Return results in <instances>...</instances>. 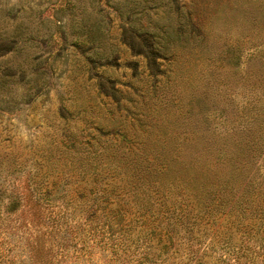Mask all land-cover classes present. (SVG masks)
<instances>
[{"label":"rangeland","instance_id":"obj_1","mask_svg":"<svg viewBox=\"0 0 264 264\" xmlns=\"http://www.w3.org/2000/svg\"><path fill=\"white\" fill-rule=\"evenodd\" d=\"M178 2L0 0L1 264H264V0ZM166 16L190 41L156 74L123 34ZM123 151L167 171L136 202ZM181 202L199 224L147 241Z\"/></svg>","mask_w":264,"mask_h":264},{"label":"trees","instance_id":"obj_2","mask_svg":"<svg viewBox=\"0 0 264 264\" xmlns=\"http://www.w3.org/2000/svg\"><path fill=\"white\" fill-rule=\"evenodd\" d=\"M153 1L156 2L157 7L169 5L171 11L175 10V12L177 13L181 12V4L178 2V0ZM125 14L129 16V12H126ZM172 22L173 21H171V19L166 16L164 19L152 20L145 26L144 24H140V20L138 18L133 20L131 19V25L129 26V28L125 29L123 34V40H125L132 53H134V55L136 56H142L146 58L150 65L153 64V72H155L156 74L161 72L160 67L164 64L165 61H167V59L174 56V54L179 49H185L187 46H189L190 38L183 35L185 23L182 20H179L177 21L176 27H174L172 25ZM18 41H21V39L11 37L7 33H0V60L16 48V43ZM11 71H13L12 68L4 66L3 62L0 61V88L7 89ZM0 102V113L14 111V109H12L10 106L3 107L2 103L7 102L4 97L0 98ZM193 138H195V140L197 141L202 138V134H194ZM109 169L122 176L121 188L122 192L124 193L123 196L131 194L133 196V202L137 201V198L138 196H140V194L145 193L147 195L155 187H159L160 179L167 174V171L164 167H162L161 169L157 167L153 168L151 164L143 160L137 153L127 151L121 152L118 161L115 162L114 165H110ZM263 186L264 182L260 184V189ZM97 192L98 197L102 198L103 196H105V200H109L112 197L120 196L122 194L116 193L115 189L105 188L101 192H99L98 190L93 191L91 189V194H96ZM235 197L236 195L232 196L230 201ZM237 198L238 199L235 201L236 203H243L244 200L249 202L248 199H241V195ZM222 200L223 199H221V202ZM94 204H97L96 199L94 201ZM149 205V207H143L149 210L148 213H150V210L154 207V204L152 203H149ZM182 205L183 202L179 203L178 205H173V208L170 207L169 209L167 208L165 210L166 215L164 217L166 220L159 222L157 225H153L151 227V230L145 233V237H148L147 241H149L150 237L154 234L161 235V233H164L169 242H172V240L177 236H180V238H182V233H186L189 226H196L199 224V222L201 221L200 219L202 218V216H200V213L192 215V211H188L187 207L184 208ZM245 208L252 207L247 206ZM104 209L105 208H103L102 210L103 212ZM108 212L110 214L113 212H117V214L121 213L123 215L122 209H112ZM136 227L137 226L134 225V231ZM256 241L264 247V237L257 238ZM4 261L5 260L3 259L2 262ZM36 263L39 264V261L37 260Z\"/></svg>","mask_w":264,"mask_h":264}]
</instances>
